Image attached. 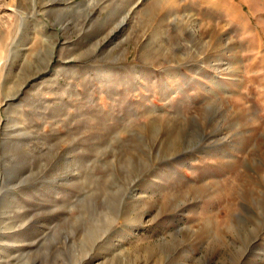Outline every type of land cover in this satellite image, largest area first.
Segmentation results:
<instances>
[{"label":"rangeland","instance_id":"rangeland-1","mask_svg":"<svg viewBox=\"0 0 264 264\" xmlns=\"http://www.w3.org/2000/svg\"><path fill=\"white\" fill-rule=\"evenodd\" d=\"M0 264H264V0H0Z\"/></svg>","mask_w":264,"mask_h":264}]
</instances>
